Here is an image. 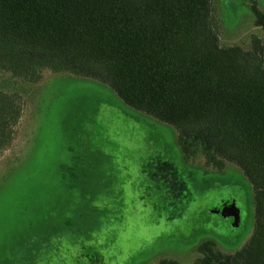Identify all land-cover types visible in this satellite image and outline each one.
Returning a JSON list of instances; mask_svg holds the SVG:
<instances>
[{
  "label": "rangeland",
  "instance_id": "obj_1",
  "mask_svg": "<svg viewBox=\"0 0 264 264\" xmlns=\"http://www.w3.org/2000/svg\"><path fill=\"white\" fill-rule=\"evenodd\" d=\"M252 1L214 0L222 46L262 38ZM26 91L0 154V264H44L32 253L55 226L53 264H192L204 241L233 253L251 237L252 188L236 166L184 163L173 127L95 80L46 73Z\"/></svg>",
  "mask_w": 264,
  "mask_h": 264
},
{
  "label": "trees",
  "instance_id": "obj_2",
  "mask_svg": "<svg viewBox=\"0 0 264 264\" xmlns=\"http://www.w3.org/2000/svg\"><path fill=\"white\" fill-rule=\"evenodd\" d=\"M213 2L0 0V154L17 137L26 90L46 73L95 80L173 127L184 163L234 165L250 183L251 237L233 253L204 241L192 264H264V9L251 2L263 36L244 50L220 44ZM37 238L33 257L53 264L57 226Z\"/></svg>",
  "mask_w": 264,
  "mask_h": 264
}]
</instances>
